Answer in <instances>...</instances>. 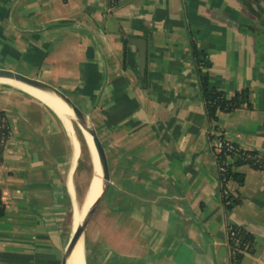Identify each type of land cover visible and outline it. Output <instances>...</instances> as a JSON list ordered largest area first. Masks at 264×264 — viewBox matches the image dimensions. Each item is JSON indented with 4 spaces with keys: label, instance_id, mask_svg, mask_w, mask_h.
<instances>
[{
    "label": "crops",
    "instance_id": "crops-1",
    "mask_svg": "<svg viewBox=\"0 0 264 264\" xmlns=\"http://www.w3.org/2000/svg\"><path fill=\"white\" fill-rule=\"evenodd\" d=\"M259 7L264 0H120L112 11L107 0H0V68H24L67 95L104 147L110 182L88 264H230L228 224L252 238L239 264H264V169L234 167L243 183H231L239 202L228 209L211 148L215 130L264 157ZM133 38L146 41L143 75ZM192 44L210 62V85L227 97L247 89L248 103L206 117ZM28 95L0 87L9 127L0 264H61L79 205V142L74 131L75 158L73 139Z\"/></svg>",
    "mask_w": 264,
    "mask_h": 264
},
{
    "label": "trees",
    "instance_id": "trees-1",
    "mask_svg": "<svg viewBox=\"0 0 264 264\" xmlns=\"http://www.w3.org/2000/svg\"><path fill=\"white\" fill-rule=\"evenodd\" d=\"M259 12L255 11L257 16L260 13H264V10L259 7ZM254 11V10H253ZM191 53L194 58L195 71L198 77L199 88L201 92V98L205 108L206 117L209 120H214L217 117L218 112H230L244 103H248L249 91L247 89H242L236 91L230 97L220 90L213 88L209 82V73L204 68L210 66V62L203 51H200L195 44L191 45ZM259 62L262 64L264 69V54L258 56ZM3 114L0 113V117ZM212 139V136H211ZM1 154L0 152V164H1ZM242 164H248L254 168L264 169V157L255 151H245L239 150L237 153L231 155V161L228 164V170L233 176L234 180L240 185L243 183V175L236 172L234 167L240 166ZM238 200L234 199L231 201L230 205H226L228 209L232 208L234 205L238 204ZM241 249L237 255V260L240 261L242 255L245 252L251 251L252 238L242 231Z\"/></svg>",
    "mask_w": 264,
    "mask_h": 264
},
{
    "label": "water",
    "instance_id": "water-1",
    "mask_svg": "<svg viewBox=\"0 0 264 264\" xmlns=\"http://www.w3.org/2000/svg\"><path fill=\"white\" fill-rule=\"evenodd\" d=\"M252 5H253V7H256L255 4H252ZM130 42L133 44H136V46H137L140 73L143 75L144 66H145V54H146V48H147L146 41L143 39L133 38V39H130ZM0 76L14 79L16 81L22 82L28 86L33 87V88L52 92L53 94H55L57 97H59L61 100H63L69 106V108L71 109V111L73 112L75 117L78 119V121H80L81 124H83L85 126L88 134L91 136L92 145H93V148L95 150L97 160L99 161L100 166H101V171H102V176H103L102 177L103 187H102V190H101L99 196L92 203L91 207L89 208L88 212L86 213V215H85L84 219L82 220V222L80 223V225H78L75 228V230L72 231L71 237H70L69 242L65 248V251H64L63 257H62V261H61V264H68V259H69L70 255L72 254V251H73L75 245L77 244L79 238L81 236H83L85 227H86L89 219L91 218V216L95 212L97 206L99 205V203L101 202L103 197L106 195V192H107V189L109 186V182H110L109 164H108V160H107V156H106L104 147H103V145H102V143H101V141L97 135L95 128H93L89 124V122L87 120V118H88L87 114H85L67 95L62 93L56 87L49 85V84H47L41 80H38L36 78L29 77L25 74H22L20 72H17V71L11 70V69H7V68H0ZM78 121H76L74 119L73 121H71V124L74 125L73 122H76V124L78 125L79 124ZM78 127L82 131V128L79 125H78Z\"/></svg>",
    "mask_w": 264,
    "mask_h": 264
},
{
    "label": "bare ground",
    "instance_id": "bare-ground-1",
    "mask_svg": "<svg viewBox=\"0 0 264 264\" xmlns=\"http://www.w3.org/2000/svg\"><path fill=\"white\" fill-rule=\"evenodd\" d=\"M0 83L14 84V85H18L24 89H27V90H23V89H20V90L31 95L32 97H34L35 99L40 101L42 104H44L54 114V116L58 119V121L61 123V125L64 127V129L67 131V133L73 139L74 145L76 148L75 149L76 150L75 158H76V155L78 153V143L74 137L73 130L72 129L69 130L70 125H68V122H67L65 116L66 115L69 117L71 116L76 121H78V119L75 117V115L73 114V112L71 111L69 106L63 100H61L59 97H57L52 92L33 88L31 86H28L22 82L16 81V80L11 79V78L0 76ZM78 123H79V126L82 128V131L84 133L86 141L89 145L90 152L92 155V162L94 164V170H93V174H92V177L90 179V182L88 184V188H87V191H86V194L84 197L83 204L81 205L80 209H76L74 212V222H73V229H72L73 231L75 230V228L78 225H80V223L84 219L86 213L88 212L89 208L91 207L92 203L99 196V194L102 190V188L99 190V186H101L103 184V181H102L103 176H102L101 166H100L99 161L97 160V156H96V153H95V150L93 148L92 141H91V136L88 134L85 126L83 124H81L80 121H78ZM92 195H93V197H92ZM81 257L84 258L83 236H81L79 238L77 244L75 245V247L72 251V254L70 255V257L68 259V264H82V261H81L82 258Z\"/></svg>",
    "mask_w": 264,
    "mask_h": 264
},
{
    "label": "built area",
    "instance_id": "built-area-1",
    "mask_svg": "<svg viewBox=\"0 0 264 264\" xmlns=\"http://www.w3.org/2000/svg\"><path fill=\"white\" fill-rule=\"evenodd\" d=\"M120 3V0H107V9L112 11ZM9 135V127L6 117L2 115L0 117V152L3 151L7 138ZM211 148L216 161V170L219 179L220 191L223 199L224 206L230 205L234 200L232 194L231 183L234 182V178L228 170V164L231 160V155L237 153L239 149L230 140L222 137L213 130L211 133ZM227 243L230 249V264H239L237 255L241 249L242 230L239 227L228 224L226 227Z\"/></svg>",
    "mask_w": 264,
    "mask_h": 264
},
{
    "label": "rangeland",
    "instance_id": "rangeland-1",
    "mask_svg": "<svg viewBox=\"0 0 264 264\" xmlns=\"http://www.w3.org/2000/svg\"><path fill=\"white\" fill-rule=\"evenodd\" d=\"M258 42L260 45H257V50H258V56H262L264 54V34H260L258 37ZM18 72V71H17ZM20 72V71H19ZM23 72V73H22ZM20 73L24 74H29L27 73L26 70L21 71ZM28 76V75H27ZM0 87H12L15 89H18L10 84L7 83H0ZM20 90V89H18ZM29 96V95H28ZM76 102V101H75ZM66 120L68 121L70 127L69 130H73L71 121L72 117L70 116H65ZM89 124L93 127L94 125L92 124L91 120L89 118H87ZM73 126H74V130L75 134L77 136L78 142H79V159H78V164H77V169H76V180L79 183V205H78V209L81 208V205L83 204L84 201V197L88 188V184L90 182V179L92 177L93 174V170H94V164L92 162V155L90 152V148L89 145L86 141V138L84 136L83 131H81V129L78 127V125L76 124V122H73ZM105 200H106V195L103 197V199L101 200V202L99 203V205L97 206L95 212L93 213V215L91 216V218L89 219L84 233H83V245H84V254H85V258H86V263L88 264V262H90V252H91V241L93 236L96 235V232L98 229H101V224H100V216L106 211V205H105ZM70 226L71 228L73 227V219L70 222ZM88 257V261H87V257ZM82 258V264H85V259L83 257ZM90 264V263H89Z\"/></svg>",
    "mask_w": 264,
    "mask_h": 264
}]
</instances>
